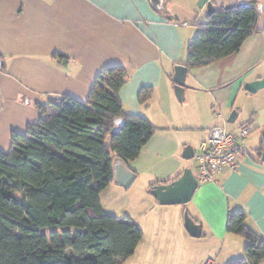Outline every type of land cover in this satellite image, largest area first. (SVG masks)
<instances>
[{
	"label": "crops",
	"instance_id": "crops-1",
	"mask_svg": "<svg viewBox=\"0 0 264 264\" xmlns=\"http://www.w3.org/2000/svg\"><path fill=\"white\" fill-rule=\"evenodd\" d=\"M209 1L218 8L245 0H0V149L8 150L13 133L25 134L43 116L37 102L62 94L85 102L98 74L118 64L128 72L119 93L125 112L145 116L158 128L140 155L125 162L136 174L131 186L120 185L114 173L100 192L106 212L124 214L143 229L135 253L122 264L132 258L137 264L174 261L188 246L196 250L197 238L208 242L202 245L206 256L200 264L246 262V239L227 231L229 215L239 210L264 240V161L256 153L263 146L264 97L240 125L250 131L253 126L257 133L248 140L252 152L240 145L237 168L199 182L181 209L158 207L171 205L161 204L152 193L187 168L198 176L192 161L198 166L201 141L212 126L229 122L233 111L237 119L241 116L247 98L256 93L245 90V83L264 77L261 11L257 28L240 50L190 69L184 99L177 98L175 65L185 62L198 23L207 21ZM257 1L264 6V0ZM144 87L153 90L146 105L139 101ZM188 145L194 149L190 158L184 157ZM119 161L115 158L113 166ZM185 211L201 224V236L186 229Z\"/></svg>",
	"mask_w": 264,
	"mask_h": 264
},
{
	"label": "trees",
	"instance_id": "trees-1",
	"mask_svg": "<svg viewBox=\"0 0 264 264\" xmlns=\"http://www.w3.org/2000/svg\"><path fill=\"white\" fill-rule=\"evenodd\" d=\"M245 1L220 6L198 23L182 63L188 71L240 50L261 14L257 0ZM127 78L123 65H111L98 74L87 101L62 94L37 102L43 116L0 149V264H122L135 253L143 229L106 212L100 199L114 178V159L135 160L158 130L147 117L125 112L119 93ZM152 92L141 89L142 105ZM227 231L247 242L246 262L227 264L264 258V240L245 211L229 215Z\"/></svg>",
	"mask_w": 264,
	"mask_h": 264
},
{
	"label": "water",
	"instance_id": "water-1",
	"mask_svg": "<svg viewBox=\"0 0 264 264\" xmlns=\"http://www.w3.org/2000/svg\"><path fill=\"white\" fill-rule=\"evenodd\" d=\"M154 2H159L161 0H152ZM238 6L248 5L247 1H242L237 4ZM228 6V5H227ZM215 5L213 2L209 1L207 5V12L211 14L215 10ZM259 10L264 12V6L259 5ZM1 61V60H0ZM188 74V69L182 63L175 65V71L173 74V80L175 81V94L179 100L184 99V87L186 83V78ZM264 88V77L256 79L254 81H249L245 83L244 89L250 92H257L259 89ZM238 117V112L235 110L231 113L228 118L229 122H234ZM117 129H114V133ZM262 133V152L261 160L264 161V129ZM194 154V149L192 146L188 145L184 149V157L190 158ZM115 180L124 187H129L135 179V172L129 169L124 161H119L115 163L114 166ZM199 185V180L197 176L193 173L191 168L184 170L181 177L167 184L157 185L152 190L153 195L157 197L161 204H186L188 203L194 195L195 190ZM184 223L186 229L194 237H199L202 234V226L197 223L195 219L189 214L188 211L184 213Z\"/></svg>",
	"mask_w": 264,
	"mask_h": 264
},
{
	"label": "built area",
	"instance_id": "built-area-1",
	"mask_svg": "<svg viewBox=\"0 0 264 264\" xmlns=\"http://www.w3.org/2000/svg\"><path fill=\"white\" fill-rule=\"evenodd\" d=\"M249 133V128L228 130L224 125L212 126L195 154L199 182L213 180L215 175L224 169L237 168L240 141Z\"/></svg>",
	"mask_w": 264,
	"mask_h": 264
},
{
	"label": "rangeland",
	"instance_id": "rangeland-1",
	"mask_svg": "<svg viewBox=\"0 0 264 264\" xmlns=\"http://www.w3.org/2000/svg\"><path fill=\"white\" fill-rule=\"evenodd\" d=\"M263 95H264V89H261L260 91L253 94V96H249V98H247V100H246V104H247L246 109H244V112L241 113V116L237 119V121L235 123L225 122L224 125L227 127V129L228 130H232L233 128L242 129L240 125L242 123L246 122V120H248L249 116L252 113L254 106H258L259 104H263V103H261L262 99L264 97ZM250 127H251L250 133L243 140L240 141V145L244 149L252 152L254 147H251L252 146L251 144H253V143H251L248 140H250L251 137H253L255 135V133H257V130L254 129L253 126H250ZM261 136H262V133H261ZM202 139H204V138H202ZM239 155H240V153H238L237 160L240 157ZM192 166H193L194 172L198 175L199 171H198V166H197L195 160L192 161ZM158 207H164V208L167 207V209H181L183 206L181 204H175V205H171V206L161 205ZM135 214H136V211H135ZM118 216L124 217L125 215L123 214V215H118ZM143 224H144L143 221H141L142 227L144 226ZM194 241H196L195 247H198V248H196V250L192 249L193 247L189 248V246H188V250L187 251L184 250L185 252H182V256L177 257L174 261L169 260V262H167V263H164L165 261H162L160 263H152V264H200L202 259L206 256L205 251H203L204 248L202 247V245H207L208 242H207V240H204L202 238H197ZM174 242H175V246L178 248L179 247V241L175 240ZM128 261L129 262H126V264H137V261L136 260L134 261L133 258L131 260H128ZM138 264H144V263L142 261L141 262L138 261ZM145 264H147V263H145Z\"/></svg>",
	"mask_w": 264,
	"mask_h": 264
}]
</instances>
